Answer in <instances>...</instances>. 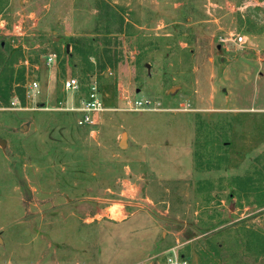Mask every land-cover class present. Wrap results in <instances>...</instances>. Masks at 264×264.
<instances>
[{
    "label": "rangeland",
    "instance_id": "374dc122",
    "mask_svg": "<svg viewBox=\"0 0 264 264\" xmlns=\"http://www.w3.org/2000/svg\"><path fill=\"white\" fill-rule=\"evenodd\" d=\"M247 34L264 35V0H0L1 88L27 108L0 102V264H162L174 249L264 264V113L198 100L209 59ZM94 86L107 111L91 134L72 109ZM192 134L193 179L164 176L150 154Z\"/></svg>",
    "mask_w": 264,
    "mask_h": 264
},
{
    "label": "crops",
    "instance_id": "0c3cea01",
    "mask_svg": "<svg viewBox=\"0 0 264 264\" xmlns=\"http://www.w3.org/2000/svg\"><path fill=\"white\" fill-rule=\"evenodd\" d=\"M244 37L246 44L225 47L226 54L234 52V56L220 58V64H216L214 59L208 61L213 69L211 68L207 73L209 77L207 76L205 89L199 86L202 96L198 98L208 112L264 113V35L247 34ZM197 111L199 110L184 112L192 115ZM170 112L180 111L170 110ZM193 134L191 139H187L180 145H174V141L170 140L161 141L158 145L169 146V152L166 149L159 152V156L152 153L149 160L160 162L162 165L166 164L168 168L167 171H163L164 176L172 171L171 178L179 176L192 180L194 175ZM151 146L154 147V145ZM147 156L141 160L145 161Z\"/></svg>",
    "mask_w": 264,
    "mask_h": 264
},
{
    "label": "built area",
    "instance_id": "2783aa9c",
    "mask_svg": "<svg viewBox=\"0 0 264 264\" xmlns=\"http://www.w3.org/2000/svg\"><path fill=\"white\" fill-rule=\"evenodd\" d=\"M235 44L244 45L246 40L244 36L237 37L235 39ZM58 57L56 54H50L45 58V64L48 67H52L57 64ZM80 89L79 81L73 77H69L64 82V90L68 93H77ZM40 94V85L37 80L31 81L28 85V91L26 93V98L28 101H33ZM153 102L148 99H143L136 101L131 106L133 111H155ZM10 108L15 111H24L27 108L22 106L20 99L17 96L11 98ZM107 108L104 105L101 93L98 91L96 86L92 88L88 97L81 100L80 105L72 111L77 112L80 117L77 121V126L80 128H86L92 132L96 129L98 125V119L106 112ZM162 264H190L189 259L179 255L176 249L166 253L164 255V261Z\"/></svg>",
    "mask_w": 264,
    "mask_h": 264
},
{
    "label": "trees",
    "instance_id": "16d2710c",
    "mask_svg": "<svg viewBox=\"0 0 264 264\" xmlns=\"http://www.w3.org/2000/svg\"><path fill=\"white\" fill-rule=\"evenodd\" d=\"M4 43H1L0 42V67H2V69H4L5 66H11L13 65V63H6V54L3 52L2 50V45ZM4 46V45H3ZM8 51L10 52H15V50H11V49H8ZM79 51L81 52L83 58L86 60V61H89V57H90V53H89V50L88 51H85V49H79ZM74 67V65H72ZM106 66L105 65H102L100 67V69H104ZM6 72V71H5ZM4 83V79L3 81L0 79V102H5L7 100H9L10 98H12L11 96V88L13 86V81H6V88L3 90L1 88V85ZM10 91V92H9ZM263 129H264V126H263Z\"/></svg>",
    "mask_w": 264,
    "mask_h": 264
},
{
    "label": "water",
    "instance_id": "95a60500",
    "mask_svg": "<svg viewBox=\"0 0 264 264\" xmlns=\"http://www.w3.org/2000/svg\"><path fill=\"white\" fill-rule=\"evenodd\" d=\"M126 134L123 135L122 137V141H121V144H120V147L123 148L125 145H126ZM0 145L1 146H4L5 145V141H0Z\"/></svg>",
    "mask_w": 264,
    "mask_h": 264
},
{
    "label": "bare ground",
    "instance_id": "6f19581e",
    "mask_svg": "<svg viewBox=\"0 0 264 264\" xmlns=\"http://www.w3.org/2000/svg\"><path fill=\"white\" fill-rule=\"evenodd\" d=\"M113 217L117 218L116 215H114Z\"/></svg>",
    "mask_w": 264,
    "mask_h": 264
}]
</instances>
